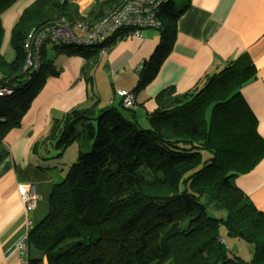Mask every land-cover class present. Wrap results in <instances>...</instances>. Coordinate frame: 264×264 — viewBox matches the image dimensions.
Listing matches in <instances>:
<instances>
[{"label": "trees", "instance_id": "obj_1", "mask_svg": "<svg viewBox=\"0 0 264 264\" xmlns=\"http://www.w3.org/2000/svg\"><path fill=\"white\" fill-rule=\"evenodd\" d=\"M15 1L0 0V15ZM121 1L94 0L85 14L67 0H36L22 10L9 37L13 59L0 52V86L11 90L0 96V142L19 126L52 72L43 49L41 68L26 79V34L58 21L91 28ZM189 2L159 5L161 41L133 94L155 76ZM2 35L0 20V45ZM122 38L116 33L103 44L51 47L83 56L87 81L89 61L95 65L100 48L106 51ZM255 70L245 56L204 74L184 93L162 89L154 97L156 108L146 113V127L132 116L133 105L98 108L96 100L54 119L45 141L60 151L77 141L79 151L53 184L45 216L28 230L27 264H264V211L235 184L264 157V139L240 92ZM85 141L89 151L81 150ZM203 198L217 203L222 214L214 215ZM222 227L227 237L251 245L249 258L229 249Z\"/></svg>", "mask_w": 264, "mask_h": 264}, {"label": "crops", "instance_id": "obj_2", "mask_svg": "<svg viewBox=\"0 0 264 264\" xmlns=\"http://www.w3.org/2000/svg\"><path fill=\"white\" fill-rule=\"evenodd\" d=\"M34 1L16 0L1 13V41L6 45L8 42L7 47L12 25ZM67 1L82 14L94 2ZM160 41L158 30L152 28L143 29L140 37L117 40L106 51L97 52L95 65L89 61L91 78L87 81L82 71L85 59L79 53L52 47L54 51H44L43 60L52 72L46 75L19 126L12 127L0 142V264H27L29 256L22 263L15 245L45 216L53 184L63 179L68 163L77 157V141L62 151L53 141H45L52 121L95 100L98 108L120 106L119 91H133ZM0 52L5 56L2 45ZM245 56L256 72L243 83L240 92L264 139V0H190L176 20L173 41L155 76L134 93L132 116L147 124L146 113L156 108L154 97L159 91L166 87H172L176 94L189 91L204 74L219 71ZM24 182L32 183L37 193L36 205L28 215L17 189ZM235 184L258 210L264 211V157L249 172L237 176ZM203 203L214 215L222 214L217 203L205 198ZM224 232L221 228L223 237Z\"/></svg>", "mask_w": 264, "mask_h": 264}, {"label": "built area", "instance_id": "obj_3", "mask_svg": "<svg viewBox=\"0 0 264 264\" xmlns=\"http://www.w3.org/2000/svg\"><path fill=\"white\" fill-rule=\"evenodd\" d=\"M165 0H122L120 4L106 15L101 17L91 28L75 24L70 26L63 21L52 25L41 26L26 34L22 46L24 61L22 72L26 79L38 72L42 65V51L45 45L50 47L67 45H98L103 44L110 36L121 33L123 37H140L145 28L160 29L161 21L158 18V8ZM75 30H77L75 32ZM101 47L100 51L104 52ZM11 93V90L0 86V96ZM121 104L130 107L134 104L132 91L120 90ZM25 215L34 209L37 201V193L32 183L24 182L17 186ZM29 226L30 221L27 219ZM16 243L14 251L24 263L26 256V241L28 231Z\"/></svg>", "mask_w": 264, "mask_h": 264}, {"label": "rangeland", "instance_id": "obj_4", "mask_svg": "<svg viewBox=\"0 0 264 264\" xmlns=\"http://www.w3.org/2000/svg\"><path fill=\"white\" fill-rule=\"evenodd\" d=\"M177 1V3H178V5H179V3H180V1L181 0H176ZM77 30H75V32H76ZM158 33L161 35L162 33H161V31H159L158 30ZM9 38V37H8ZM8 38H7V41H8ZM6 41V42H7ZM1 45H2V48H3V51L5 52V50H6V48H8L7 49V51L4 53L5 54V58L7 59V60H12L13 59V55H14V53H13V49H12V47L10 46V44H9V46L7 47V45H8V42H7V45H6V43L4 44V42L3 41H1ZM4 45V46H3ZM43 49L44 50H46L47 52H51V51H54L53 49H51L50 48V46L47 44V45H45L44 47H43ZM143 126H147V124H143ZM78 127H80V125H78ZM84 144H83V146L81 147V150L82 151H89L90 150V142L89 141H85V142H83ZM76 145V144H75ZM73 147H75V146H73ZM55 153H58V151L57 152H55ZM77 156V155H76ZM72 160V159H71ZM76 160V159H75ZM73 162H75V161H71V162H69L68 164L69 165H71ZM69 165H67V166H69ZM209 213H210V211H208ZM224 230V228L222 227V231ZM224 239H225V242H226V244L229 246V249L232 251V252H234V253H236V254H239L240 256H242L243 258H245V259H247V258H249V256H250V251H251V245L250 244H248L247 242H245V241H243L242 239H235V238H229V237H227L226 236V234H225V232H224ZM34 253H35V251L32 249V248H30V256H32V255H34Z\"/></svg>", "mask_w": 264, "mask_h": 264}]
</instances>
